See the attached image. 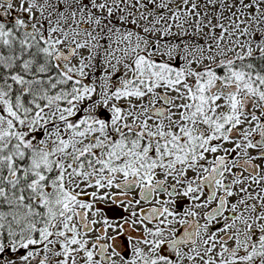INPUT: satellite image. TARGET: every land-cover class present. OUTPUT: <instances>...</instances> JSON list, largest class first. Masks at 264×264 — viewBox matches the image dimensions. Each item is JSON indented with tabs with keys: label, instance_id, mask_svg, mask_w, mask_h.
Here are the masks:
<instances>
[{
	"label": "snow or ice",
	"instance_id": "obj_1",
	"mask_svg": "<svg viewBox=\"0 0 264 264\" xmlns=\"http://www.w3.org/2000/svg\"><path fill=\"white\" fill-rule=\"evenodd\" d=\"M0 264H264V0H0Z\"/></svg>",
	"mask_w": 264,
	"mask_h": 264
}]
</instances>
